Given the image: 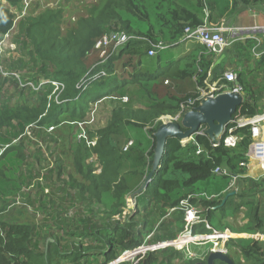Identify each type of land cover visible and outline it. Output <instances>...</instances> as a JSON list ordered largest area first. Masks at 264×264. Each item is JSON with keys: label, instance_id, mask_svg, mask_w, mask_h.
Wrapping results in <instances>:
<instances>
[{"label": "trees", "instance_id": "trees-1", "mask_svg": "<svg viewBox=\"0 0 264 264\" xmlns=\"http://www.w3.org/2000/svg\"><path fill=\"white\" fill-rule=\"evenodd\" d=\"M237 3L238 0H107L66 34L57 28L60 12L48 11L20 20L15 43L28 60L12 59L8 66L3 61L5 72L19 74L24 85L57 81L65 89L53 94L54 87L49 85L36 91L22 87L14 76L6 77L0 71V200H12L19 194L17 174L27 188L38 179L29 172V161H42L39 154L43 146L50 152L47 166H52L43 176L45 182L34 187V195L28 191L25 195L32 213L37 216L42 212L47 218L32 225L0 222V264H80L82 260L90 263L91 259L93 264H111L125 251L145 244L151 234L149 245L175 241L184 229V214L178 210L183 200L202 192L221 195L233 176L241 178L247 174V151L252 141L249 128L234 131L241 138L234 149L222 144L213 147L208 137L196 136L195 141L203 150L200 155L195 143L183 145L170 139L157 174L137 197L130 219L117 221V217L124 216L126 197L140 188L153 169L154 133L162 125L159 120L175 117L182 103L197 96V89L189 92L180 85L182 80L195 81L197 88L205 87L209 78L214 83L224 76L223 67L211 72L214 58L208 57L202 46L175 61V51L187 43L185 29L203 25L206 8L215 19H222L232 14L231 6ZM22 4L23 0H0V38L13 31L17 20L13 11L19 10L21 14ZM117 32L127 34L131 40L118 48L103 67H96L95 44ZM159 43L166 49L156 56L158 69H154L145 59H150L148 51ZM254 46L253 42L236 45L237 52L246 60L242 72L237 74L245 101L234 120L262 114L264 57L252 62L248 53ZM22 66L29 68L33 78H22ZM100 71H105L106 77L92 82L83 93L77 89L89 72L91 76ZM95 85L97 94L91 92ZM10 87H15L14 93L8 95ZM81 100L100 101L103 105L109 101L112 111L106 127L96 128L80 141L78 124L88 118V108L84 104L77 107ZM149 125L153 127L151 135L146 131ZM90 127L87 125L85 130ZM232 127L235 125L230 124L227 130ZM95 138L97 144L91 146L89 143ZM130 141L134 144L125 152ZM95 157L97 161L89 164ZM95 165L101 168L99 174L92 172ZM217 168L228 170L231 176H215ZM66 171L69 180L63 183L61 178ZM68 185L70 191L66 189ZM222 203L205 197L192 200L215 229L216 212L223 218L227 213L228 204ZM246 206L249 211L245 229L232 232L263 234L260 207L253 203ZM70 210H76L71 218ZM195 233L209 232L199 226ZM48 239L54 243L48 245L47 251H41V243ZM227 247L233 264H243L242 260L246 264H264V243L232 239ZM237 247L238 256L234 258L230 250ZM139 264H207V260H187L181 252L167 248L148 253ZM214 264L226 263L216 260Z\"/></svg>", "mask_w": 264, "mask_h": 264}, {"label": "built area", "instance_id": "built-area-1", "mask_svg": "<svg viewBox=\"0 0 264 264\" xmlns=\"http://www.w3.org/2000/svg\"><path fill=\"white\" fill-rule=\"evenodd\" d=\"M28 6V0L26 1L25 9L20 14V18L25 16L26 10ZM205 19L203 25L198 27H187L184 32V40L189 43H197L204 47L209 55L218 57L219 55L223 54L227 48H229L232 43L238 41L243 35L248 34H256L259 32L264 33V29L260 28H238V27H227L222 25L221 27H215L210 22V10L208 8L205 9ZM10 35H6L2 38L0 42V71L1 73L8 77L14 76L22 87H30L36 91H40L45 86H52L54 87L53 94L57 92H62L65 89V86L57 81H41V82H28L24 85L21 80L19 74H10L4 72L3 67V54L5 53V46L9 40ZM131 40V37L125 33L117 32L112 33L110 35L102 37L96 44H95V51L98 53V62L96 63V67H103L107 60L113 55L114 52L117 51L118 48L126 45ZM112 47V52L110 53V47ZM166 49V46L163 43H159L157 45H153L152 48L148 51V56L153 58L158 55L159 52H162ZM15 50V49H13ZM254 55L259 58L261 55L256 53V49L253 50ZM14 56L12 53L8 58ZM89 72L77 85V89L80 90L81 93L85 92L90 86L92 82H95L101 77H106L105 71H100L98 74L91 75ZM211 75V73H210ZM225 82V84H222ZM234 85L230 87L229 85ZM244 89L238 82V76L233 71H227L224 73L223 78L219 79L218 81L210 84L208 81L205 82V87H198L197 89V96L195 98H191L188 101L184 102L180 106V111L175 117H171L170 121L173 122H181L183 116L188 113L189 111L198 107V105L204 99L208 97H216L219 94L224 93H237L243 95ZM124 102H128L127 98L123 99ZM235 125L231 129L226 131V134L219 142V144H213V147H219L221 144L228 148L234 149L238 146L241 138L234 134V131L238 128H249L252 141L249 145L248 152H247V159L256 161L260 167V170L264 174V138L262 137V129L264 124V113L260 114L254 118L249 119H237L233 120L231 123ZM80 128L78 139L81 141L82 139L86 138L85 134V124L80 123L78 124ZM228 129V128H227ZM53 128L49 130L51 132ZM205 129H201L199 133L196 135H204L205 136ZM30 135V133H28ZM195 136V137H196ZM195 137H191L187 143H195L197 146V155L203 153L202 147L198 145L195 141ZM186 143V144H187ZM91 146H95V142L89 143ZM133 142L130 141L124 148V151H128L133 146ZM184 145V144H183ZM3 153V150L0 154ZM214 175L219 177H227L231 176L230 172L226 169L217 168L214 171ZM238 176H233L231 183L227 192L234 191L236 187V182L238 180ZM205 197L208 200L215 199L217 196H208L207 194H199V195H190L185 200L181 202L180 207L178 210L182 211L184 214V229L182 233L178 236L175 241L156 244V245H149L148 241L152 238L153 234L149 235L146 239L145 244L140 247H137L133 250L125 251L122 253L119 258L112 262L111 264H122L125 262H130V264H139L140 260L143 259L148 253H153L160 251L162 249L173 248L176 251L181 252L184 254V258L187 260H204L200 258H208L212 254L220 253L223 256L228 257L229 249L227 247V243L232 240L236 239L234 233L230 232L229 229L225 230L224 232H220L215 230L210 223L202 217L201 210L192 204L193 199H199ZM128 202H130V208L134 207L133 202L128 198ZM203 226L209 233L208 234H201L195 233V228ZM254 237V236H253ZM252 238V237H251ZM212 246L208 251H204L200 253V251L196 248L201 246Z\"/></svg>", "mask_w": 264, "mask_h": 264}, {"label": "rangeland", "instance_id": "rangeland-1", "mask_svg": "<svg viewBox=\"0 0 264 264\" xmlns=\"http://www.w3.org/2000/svg\"><path fill=\"white\" fill-rule=\"evenodd\" d=\"M25 1L27 0H23V4H22V9H25ZM192 2H195L196 0H191ZM107 2V0H28V6H27V10L25 13V16L27 17H32V18H36L38 16H40L41 14H44L48 11H54V12H60L61 13V20L59 25L57 26L58 29L61 30V32L63 34H66L69 30L77 27V25L84 20V18H88L89 14L92 11H95L97 9H100L102 7L103 4H105ZM2 3L4 4V1H2ZM7 5V4H4ZM236 12V11H235ZM17 14L19 15L20 12L18 10ZM17 17V15H16ZM23 18V17H22ZM21 18V19H22ZM20 18H17L16 23H15V27L13 29V31L11 32L10 36H9V40L5 46V53L3 54L2 57L3 61L5 63V66H8V64H10L12 59H19L21 58L23 61L28 60V57H25L22 53L20 48H18V45L15 43L16 42V37L19 35V26H20ZM19 39V38H17ZM20 40V39H19ZM1 42V41H0ZM196 48H200L199 46H195ZM15 49V50H13ZM186 50L185 47H183L181 50L175 51V55H178L179 53H181V51ZM172 51V52H173ZM12 53L14 56L8 58L6 56H9V54ZM167 55H164V57H166ZM168 56H170V54H168ZM150 59H145V61H150L152 63V67L155 69H158V64L157 61L158 59L155 57ZM4 67V66H3ZM175 67V65L173 66V68ZM146 67L145 65L143 66V71H145ZM8 70V69H7ZM166 70V68L164 69ZM5 72V67L4 70ZM156 73V72H155ZM32 73L29 72V68L22 66L21 68V75L22 78H33V76L31 75ZM3 75V74H2ZM183 82L180 83V85L185 89H187L189 92L194 91L195 89H198V87L196 88V84L194 83L195 81L192 80H182ZM14 88L15 87H10L9 89V93L8 95H11L14 93ZM97 85H95L92 89L91 92L94 94H97L98 90H97ZM97 98H95L94 100H96ZM100 102V101H99ZM99 102H89L86 103L83 100H81L79 103H77V107L81 104H84L87 108H88V118H87V122H83V124H85V129L87 127V125H90L91 127L88 128L87 130H85V134H89V132H93L95 131L96 128H103L107 126L108 120L111 116V105L109 104V101H107V105H103L102 103ZM73 107V104L70 106ZM172 116H164L162 117L159 121L160 122H166V121H170V118ZM73 124V122L71 123ZM80 124V123H79ZM152 125H149L146 128V131L150 134V131L152 130ZM30 133V132H29ZM29 135V134H28ZM151 135V134H150ZM31 136V133L30 135ZM33 138V136L31 137ZM35 139V137H34ZM97 140L98 138H95L92 142H95L97 144ZM42 147V146H39ZM39 147H35L36 149H39ZM89 147V146H87ZM92 148V147H91ZM43 151L39 154L42 157V161H37L35 158L30 159L29 162H31V170L29 169V172L32 173L33 178H38L35 180V182L33 183L32 186L28 187L25 186V184L22 183V180L19 176V174H17L16 179L19 180V182L17 181V184L20 188L19 194L15 196V198H13L12 200L15 201L17 200V202H15L16 205H18L17 207L19 209L23 208V209H27L29 212L30 217H32V209L30 207V205H28L27 200L25 199V195L28 191V193H32L34 191V187L37 186V183L41 184L43 183L42 181L45 179L43 178L44 175H46L48 173L49 170H51L52 166H47V161L50 160V152L46 150V147L43 146L42 147ZM97 159L92 158L88 161L89 164H92L94 162H96ZM51 162H53V159H51ZM95 171H92L95 174H99L101 172V168L99 165H95L94 166ZM43 178V179H42ZM56 180L57 177L55 176ZM62 182L66 183L69 180V171H66L63 173L62 175ZM71 186L68 185L66 186V189L68 191H70ZM48 192V191H47ZM31 195V194H30ZM34 195V194H33ZM128 195V194H127ZM126 195V196H127ZM33 197V196H32ZM128 197H126V207H125V211H124V215L126 216L125 219H120V221L126 222L130 219V212L134 210L135 207L130 208L129 206H131L130 202H128ZM29 206V208H25L24 206ZM37 207V206H35ZM76 210H70L68 216L71 218L74 216ZM38 219L42 222H44V218H47V216L44 213H40L37 214ZM232 218V217H231ZM234 219L230 220V222H225V227L221 228V224H220V220H222V216L221 213H216V215L213 217V226L216 227L217 231H221L223 232V230L225 229H229L231 230H235V231H243L244 230V225L240 223V221L243 222V219L241 218V216L238 215L237 218V214L236 217H233ZM240 219V220H239ZM118 220V219H117ZM42 222V223H43ZM53 225V222L50 221ZM230 223V224H229ZM249 236H252L250 234H246ZM236 239H245V240H253V241H258L260 243H264V235L259 236L256 235L254 237H252L251 239H247V238H236ZM212 246H201L199 248H196L200 251V253L204 252V251H208ZM230 255L234 258H236L238 256V254L236 255V253H238L239 248H232ZM210 257V256H209ZM200 259H204L202 261H206L208 263V258H200ZM115 262V261H114ZM243 264L244 261L242 260ZM123 264H130V262H125ZM226 264H229L226 262Z\"/></svg>", "mask_w": 264, "mask_h": 264}, {"label": "crops", "instance_id": "crops-1", "mask_svg": "<svg viewBox=\"0 0 264 264\" xmlns=\"http://www.w3.org/2000/svg\"><path fill=\"white\" fill-rule=\"evenodd\" d=\"M4 4H6L5 1H4ZM231 7H233L232 14L222 19H219V18L215 19L214 15H212V12L210 10L211 24L215 27H221L222 25H224L227 27L264 29V0H250L246 2L238 0V3L235 5V7L234 5ZM1 40L2 38H0V41ZM249 42L255 43V46L253 47V49H251L250 53H248L252 62H256L262 57H264V33L259 32L256 34L243 35L240 38H238L237 42L232 43V45L229 48H227L223 54L219 55L218 57L212 56V55L208 56V57L214 58V64L211 68V72L213 69H215L218 66L223 67L224 72L233 71L236 74H238L239 72H242V68L244 64L246 63V60L244 57H242L237 52L236 45L244 44L245 46H247ZM195 46H201V45L197 43H191V42L185 43L184 47L186 50H183L181 51V53L176 55L174 58L175 61L181 57H184L186 53H189L192 50H195L196 49ZM254 49H256L257 54L261 55L259 58H257L254 55V52H253ZM261 79L264 83V74L262 75ZM207 81L210 84H212L210 82V78ZM229 86L233 87L234 85L230 84ZM260 107H261L262 114H263L264 113V99L260 103ZM262 137L264 138V124H263V129H262ZM132 142L134 143V141ZM248 162L249 163H248L247 174L241 178H238L234 191L230 192L232 194L231 196L226 195L227 191L223 192L221 195L212 194L213 196H217V198L215 199L223 201L222 206L228 204L227 213H225L226 215L224 216V218L222 217V220H221V227L225 226V222H230V220L234 219L233 217H236V214H237V218L239 215L243 219V222L240 221V223L244 225V229H245L248 223L247 218H248V211H249V208L246 205L249 203L258 205L260 207V211H261L260 213L264 217V174L260 170V167L256 161L249 160ZM201 194L209 195V192H202ZM15 202H17V200L15 201L11 199L10 200L9 199L0 200V222L7 223V224H17V225H32V224L41 223L38 217H35L33 213H32L33 216L30 217L27 209H23V208L19 209L17 207L18 205H16ZM24 207L29 208L28 205ZM125 218H126L125 215L119 216L117 217L118 219L117 221H120V219H125ZM120 222H123V221H120ZM225 230H228V229H225ZM230 232H232V230ZM246 234L247 233H236L234 235L236 238L240 237V238H247V239H251V237L256 236V235L249 236ZM257 235L259 236L264 235V231H263V234H257ZM37 236L39 238L38 234ZM48 240L43 241L41 243L40 245L41 251H47L48 245L50 243L52 244L54 243L53 239H48ZM62 245H65V244L62 242ZM91 260L92 261L90 263L89 261L82 260L80 264H93V259ZM103 260L104 258H101L99 262L102 263Z\"/></svg>", "mask_w": 264, "mask_h": 264}, {"label": "water", "instance_id": "water-1", "mask_svg": "<svg viewBox=\"0 0 264 264\" xmlns=\"http://www.w3.org/2000/svg\"><path fill=\"white\" fill-rule=\"evenodd\" d=\"M244 101V96L237 93L219 94L216 97H208L201 101L198 107L183 116L180 123L173 121L162 122L157 132L154 133L155 149L153 169L147 175L140 188L128 197L133 202L134 207L137 197L146 190L153 180V177L157 174L156 171L164 155L168 140L177 139L182 144H186L201 129H205V136L213 144H219ZM216 260L233 264L228 257L220 253L212 254L207 264H214Z\"/></svg>", "mask_w": 264, "mask_h": 264}, {"label": "bare ground", "instance_id": "bare-ground-1", "mask_svg": "<svg viewBox=\"0 0 264 264\" xmlns=\"http://www.w3.org/2000/svg\"><path fill=\"white\" fill-rule=\"evenodd\" d=\"M25 6H26V1H25ZM13 12H14L15 15H17V18H20V17H19L20 14H19V15L17 14V12H18L17 10H14ZM21 18H22V17H21ZM21 18H20V19H21ZM156 56H157V55H156Z\"/></svg>", "mask_w": 264, "mask_h": 264}, {"label": "clouds", "instance_id": "clouds-1", "mask_svg": "<svg viewBox=\"0 0 264 264\" xmlns=\"http://www.w3.org/2000/svg\"><path fill=\"white\" fill-rule=\"evenodd\" d=\"M178 123V122H177ZM180 123V122H179Z\"/></svg>", "mask_w": 264, "mask_h": 264}]
</instances>
